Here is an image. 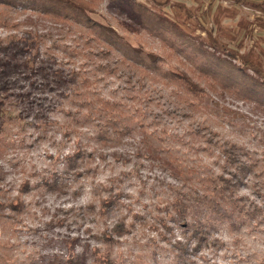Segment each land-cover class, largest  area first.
I'll use <instances>...</instances> for the list:
<instances>
[{
  "label": "rangeland",
  "instance_id": "1",
  "mask_svg": "<svg viewBox=\"0 0 264 264\" xmlns=\"http://www.w3.org/2000/svg\"><path fill=\"white\" fill-rule=\"evenodd\" d=\"M131 1L174 22L204 55L173 46L172 30L143 25L132 5L101 0L90 17L160 55L159 73L186 74L208 95L193 117L172 114L171 81L158 75L138 87L126 76L96 78L97 58L61 49L75 27L42 23L61 47L48 50L55 60L0 93V264H109L98 261L106 253L115 264H176L172 243L189 234L194 212L182 216L172 202L234 181L229 147H243L253 165L237 194L264 205V102L222 83L248 74L264 86V0ZM20 13L17 20L30 12ZM204 51L222 57L220 71H206ZM38 53L28 47L17 59L47 57ZM106 99L114 104L103 105L110 114L99 120L95 108ZM210 233L223 246L204 244L198 264H264V222L242 230L215 223Z\"/></svg>",
  "mask_w": 264,
  "mask_h": 264
},
{
  "label": "trees",
  "instance_id": "2",
  "mask_svg": "<svg viewBox=\"0 0 264 264\" xmlns=\"http://www.w3.org/2000/svg\"><path fill=\"white\" fill-rule=\"evenodd\" d=\"M110 1L121 5L125 3L132 5L134 13L140 16L139 22L143 25H146L145 23L153 24V29L158 30V32L172 30V45L177 46L176 48H181L186 52L188 50L201 52L202 44H196L191 36L178 31L174 22L170 27L162 21L161 17L153 15L148 7L138 5L131 0ZM100 2L101 0H0V28L8 31L6 36L0 34V93L6 94L9 90L15 89L21 76L26 77L29 75L27 72L40 69L46 62L55 60V54L49 56L48 50L49 48L56 50V47H61L54 45L58 43L48 30L41 29L42 23L51 21L55 27L65 24L75 27L74 34L71 32L72 30L69 32L70 45L61 49L65 54H68L67 52L72 54L71 50H68L71 47L76 52L74 56L87 55L95 60L97 58L99 63H94L97 70L95 73L96 78L99 72L103 74L100 79L113 75L126 76L127 81H134L138 87H145L148 82L160 75L159 78L168 79L172 82V87L176 89L173 90L174 95H172L174 97L172 114L177 113L193 117L199 110V107L195 104L196 100L198 103L202 102L205 96L208 95L207 90L198 81H193L186 74L177 72L159 73V71L161 72L160 55L154 52L146 53L143 48L132 46L112 25L98 22L90 17L91 13L96 12ZM20 12L30 13L27 17H24L25 19L17 20L18 16L21 15ZM84 27L85 29H83ZM180 38L183 42H186V46L182 42V47L176 45L177 42H180ZM48 40L52 42L50 46H46ZM28 47L35 49L37 54L41 52L42 55L47 57L38 61L35 57V64H30L27 61L20 62L17 59L19 52ZM204 52L205 58L210 64L205 65L206 71H220L222 67L220 64H223L221 63L222 57L211 51ZM202 55L204 54L202 53ZM236 75L227 76L222 83L231 82L232 84L245 86L243 90L245 94L252 97L256 96L259 101L264 102L263 84L248 74H243L241 78ZM181 86H183V89H179ZM0 96L3 97V95ZM99 103L101 108L95 109L99 116L98 119L103 120L106 115L110 114L106 111L107 107L103 105L110 106L114 103H110L107 99L105 101L100 100ZM2 105L1 98L0 106ZM2 116V113H0V118ZM205 124L204 126L208 127ZM225 152L228 161L234 162V171L231 168L229 169L235 178L234 181L225 178L218 188L195 189L188 194L186 193L183 198H177V202H172V208L179 211L182 216L187 217L188 214L194 212V215H191L193 218L185 229L189 234L184 237V240L178 239L172 243L173 250H175L176 264H198L195 256H197V251H202L204 244L217 247L223 246V241L210 233V229L215 223H226L230 228L242 230L244 226L249 228V225L256 226L264 222V205H259L244 196L238 195L236 192L238 182L253 166L248 151L243 147L233 150L229 147L225 149ZM236 154L239 156L244 155L248 160L242 162ZM72 160L70 161L72 162ZM13 201H9V204L15 208L17 205H14ZM213 218L217 221L212 220ZM181 223L186 225L187 220L184 219ZM119 226L122 225L119 224ZM107 257L109 264H115L114 258L111 259L107 253L98 256V261L103 263Z\"/></svg>",
  "mask_w": 264,
  "mask_h": 264
}]
</instances>
